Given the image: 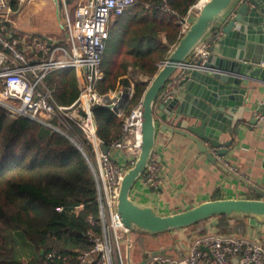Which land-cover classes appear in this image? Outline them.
<instances>
[{"label":"built area","instance_id":"built-area-1","mask_svg":"<svg viewBox=\"0 0 264 264\" xmlns=\"http://www.w3.org/2000/svg\"><path fill=\"white\" fill-rule=\"evenodd\" d=\"M28 0H0V106L11 116H26L47 128L66 135L86 158L96 181L98 210L88 215L91 228L86 232L91 249L78 255L79 264H264V242L250 236L207 232L194 236L185 252L150 253L141 261L133 258L136 233L122 223L117 207L119 189L126 170L134 165L142 144V100L129 113L125 107L135 94V83L102 92L103 58L111 38L115 19L136 0H87L71 16L68 0H56L63 20V37L41 33H23L14 20L15 14ZM172 10L167 4L161 7ZM199 10V1L193 6ZM193 8L179 16L182 34L191 22ZM215 30L166 83L159 100L172 98V91L191 68L202 67L211 54L213 44L222 38ZM73 69L79 95L70 105L57 103L48 77L55 72ZM145 79V78H143ZM146 81V80H142ZM100 105L123 118L119 135L107 152L96 131L93 108ZM258 122L264 115L257 112ZM223 162L231 170L227 158ZM162 173L159 154L154 152L141 180L158 188ZM81 206L73 208L80 210ZM63 211L62 206L57 207ZM124 244L128 247L124 248ZM206 246L208 251L202 250ZM47 260L67 261V256L52 250Z\"/></svg>","mask_w":264,"mask_h":264},{"label":"trees","instance_id":"trees-1","mask_svg":"<svg viewBox=\"0 0 264 264\" xmlns=\"http://www.w3.org/2000/svg\"><path fill=\"white\" fill-rule=\"evenodd\" d=\"M198 1L136 0L111 31L99 89L105 92L128 85L130 68L153 77L182 36L179 16L187 15ZM164 4L172 11H164ZM115 55L121 60L115 62ZM48 82L61 105L72 104L79 95L73 69L52 73ZM147 86L148 82H135L126 113L142 100ZM93 111L97 135L109 144L119 135L123 118L100 105ZM58 206L64 210L58 211ZM76 206H81L77 212ZM97 210L95 177L77 146L66 135L29 117L11 116L0 106V264H79L78 255L92 247L86 236L92 227L87 219ZM215 218L218 233L246 234L247 219ZM207 221L192 227L205 234ZM159 235L136 233L144 256L149 249L142 238ZM52 250L67 256V261L47 260Z\"/></svg>","mask_w":264,"mask_h":264},{"label":"water","instance_id":"water-1","mask_svg":"<svg viewBox=\"0 0 264 264\" xmlns=\"http://www.w3.org/2000/svg\"><path fill=\"white\" fill-rule=\"evenodd\" d=\"M219 27L223 36L212 45L202 67L189 69L172 91V98L159 100L166 83ZM261 65L264 66V0H208L199 4L195 18L161 63L142 97L141 151L134 165L126 170L117 198L120 219L130 233L155 236L190 228L216 216L264 224V192L221 162L206 145L209 143L219 156L226 158L233 140L222 142V135L238 132L248 91L245 81L263 77L264 72L259 75L264 70ZM230 108L236 109V113H231ZM157 109L163 111V119L173 117L176 128L160 124ZM261 113L264 115V104ZM249 122L264 126V120L258 122L255 117ZM160 129L195 142L209 160L256 191L258 197L216 198L170 214H162L155 206L134 198L133 190L152 159ZM102 148L104 152L109 150L106 144ZM202 250L208 248L203 246ZM160 252L166 251L147 254Z\"/></svg>","mask_w":264,"mask_h":264},{"label":"crops","instance_id":"crops-1","mask_svg":"<svg viewBox=\"0 0 264 264\" xmlns=\"http://www.w3.org/2000/svg\"><path fill=\"white\" fill-rule=\"evenodd\" d=\"M86 1L68 0V3L76 5L75 11ZM196 14L197 11L193 8L192 20ZM14 20L23 33H41L48 37L64 36L63 20L59 17L56 0H28L15 14ZM118 25V19H115L112 29L116 30ZM218 29L221 30V27ZM162 39L166 41L164 35ZM262 72L264 70L259 75H262ZM262 76L245 81L248 91L245 96L243 120L237 124L239 130L234 132L233 136L222 135L221 140L222 142L233 140L226 158L235 168L234 172L264 192V126L259 127L249 122L263 108L264 75ZM235 110L229 109L233 114L236 113ZM163 114V111L156 110L160 124L176 128L173 117L168 116L167 119H163ZM206 145L223 162V157L219 156L216 148L209 143ZM155 152L159 154L162 167L161 184L158 188H152L140 180L133 190V197L155 206L162 214L181 211L214 198L259 195L232 175L225 173L217 164L209 160L206 154L199 151L195 142L184 135L160 129L156 137ZM246 222L245 235L264 242V224L252 219H247ZM218 223L216 218L208 220L207 232H218ZM165 235L161 240L158 239L161 235L154 238V240L158 239L153 242L154 249L148 251L185 252L192 238L201 234L192 227L167 232Z\"/></svg>","mask_w":264,"mask_h":264},{"label":"rangeland","instance_id":"rangeland-1","mask_svg":"<svg viewBox=\"0 0 264 264\" xmlns=\"http://www.w3.org/2000/svg\"><path fill=\"white\" fill-rule=\"evenodd\" d=\"M76 5H70V12H71V16L74 17V8H75ZM119 60H121V57L119 56H116L115 55V62H118ZM160 68V67H159ZM129 76H130V79H131V82L135 83L137 81H142V80H146V82H148V84L150 83V81L152 80L153 77H150V76H147V75H140L138 74L133 68H130V73H129ZM145 78V79H143ZM193 229L199 231L200 229L198 227H193ZM165 233L164 234H161V236L158 237L159 240H161V238H164ZM138 237L136 236L135 237V240L134 242H132V244L134 245V253H133V258L135 261H141L142 259H144V254H143V249L140 248L141 246L137 243ZM142 242H144V246L146 247V249H154L153 248V242L156 240L154 239H150L149 237H145V238H142ZM125 247H128L127 244H124V248ZM26 263V262H25ZM27 264V263H26Z\"/></svg>","mask_w":264,"mask_h":264},{"label":"bare ground","instance_id":"bare-ground-1","mask_svg":"<svg viewBox=\"0 0 264 264\" xmlns=\"http://www.w3.org/2000/svg\"><path fill=\"white\" fill-rule=\"evenodd\" d=\"M208 0H199V4L201 5V4H203V3H205V2H207Z\"/></svg>","mask_w":264,"mask_h":264}]
</instances>
